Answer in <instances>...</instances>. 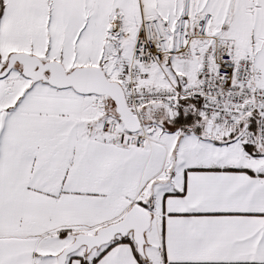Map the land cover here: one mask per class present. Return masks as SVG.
<instances>
[{"label": "snow or ice", "instance_id": "obj_1", "mask_svg": "<svg viewBox=\"0 0 264 264\" xmlns=\"http://www.w3.org/2000/svg\"><path fill=\"white\" fill-rule=\"evenodd\" d=\"M0 264H264V0H0Z\"/></svg>", "mask_w": 264, "mask_h": 264}]
</instances>
